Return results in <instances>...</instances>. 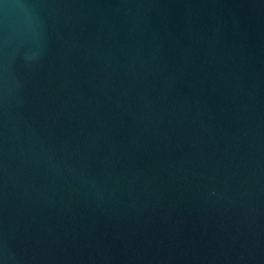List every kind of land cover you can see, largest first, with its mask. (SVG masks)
Instances as JSON below:
<instances>
[{
	"label": "water",
	"instance_id": "water-1",
	"mask_svg": "<svg viewBox=\"0 0 264 264\" xmlns=\"http://www.w3.org/2000/svg\"><path fill=\"white\" fill-rule=\"evenodd\" d=\"M0 264H264V0H0Z\"/></svg>",
	"mask_w": 264,
	"mask_h": 264
}]
</instances>
